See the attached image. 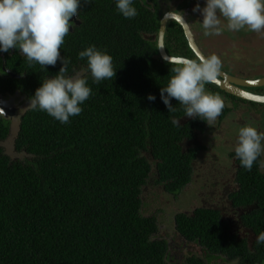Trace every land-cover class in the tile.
I'll list each match as a JSON object with an SVG mask.
<instances>
[{
  "label": "trees",
  "instance_id": "1",
  "mask_svg": "<svg viewBox=\"0 0 264 264\" xmlns=\"http://www.w3.org/2000/svg\"><path fill=\"white\" fill-rule=\"evenodd\" d=\"M88 6L76 37L77 53L63 55L70 61L66 72L71 64L78 69L87 65L78 54L95 45L111 55L116 75L99 83L86 75L92 95L68 124L28 110L14 145L24 158L12 161L0 148V264H166V245L153 237L155 218L142 213L143 192L152 181L171 194L191 182L198 151L185 145L206 122L187 118L175 99L176 110L169 112L160 98L173 65L154 57L157 44L144 38L159 30L151 10L134 1L138 14L126 19L115 0H90ZM164 44L167 51L176 46L170 56L188 57L180 26L168 25ZM39 67H32L33 81L56 75L62 64ZM205 88L230 97L213 84ZM150 94L154 101L148 100ZM230 113L224 104L218 119ZM9 133L0 121V141ZM258 163L259 157L251 171L240 165L245 199L237 195L239 205L264 203V191L256 195L250 184L261 174ZM258 218L264 223V205ZM176 224L189 238L203 240H212L213 227L220 226L215 213L204 210L195 218L180 214Z\"/></svg>",
  "mask_w": 264,
  "mask_h": 264
},
{
  "label": "flooded vegetation",
  "instance_id": "2",
  "mask_svg": "<svg viewBox=\"0 0 264 264\" xmlns=\"http://www.w3.org/2000/svg\"><path fill=\"white\" fill-rule=\"evenodd\" d=\"M134 1L139 2L142 7H146L157 16L159 23L158 32L150 34L149 36L144 35L146 40L157 44L158 52L154 57L159 55L158 39L162 21L167 18L165 34L168 25H171L174 29L177 25L180 26L175 19L166 15V13L175 9L183 13L182 19L186 23L191 24L189 29L192 33L195 44L202 55H218L222 62L220 73L242 80H258L264 78V31L259 33L251 32L247 29L229 31L225 27L221 35L206 37L203 35V30L200 26V22H202L203 19L202 15L199 12H193V8L197 3H199L201 8L204 7L205 0ZM89 8L88 3H84V0H81V5L78 9V16L72 17L71 22L73 25L69 29L70 33L65 37L64 44L61 46L60 53L62 56L67 53H77L76 37L78 36V33H80L78 31L83 29L85 25L86 17H84V15L86 11L89 13ZM221 19L222 23L226 24V21H224L223 18ZM180 27L183 30L184 37L188 44L186 56L190 59H196L197 55L190 47L183 27ZM261 38H263V42L257 44ZM175 47L176 46H172L169 51H167L164 44V49L167 54L176 52V49H174ZM38 65L39 64L35 62L30 65L19 50L12 49L7 53H0V103L2 104L3 110V112H0V121L4 120L10 131L8 137L5 140L0 141V148H3L2 143L9 141L8 139L11 133H13L14 128L20 124L22 116L31 109L28 107V104L31 97L34 95L35 90L43 81L50 78V76L43 74L37 77V81L32 80V67H39ZM86 69L87 65H83V68L78 69L77 66L71 64V72H66L65 75L74 76L77 73H83L86 76L90 74ZM232 70H236L235 76L231 74ZM218 78L220 79L219 76ZM241 88L249 93L264 96V86ZM219 96L223 99L224 104L231 108V113L223 121H220L217 118L212 124L213 127L215 125L214 128L212 125L209 126L206 123L205 128L203 130H196L194 137L185 145V148L192 147L194 150L198 151L196 159L192 163L193 175L191 182L181 192L171 194L152 181L151 185L143 192L142 213L145 217L155 218L157 230L154 232L153 237L157 242H163L166 245L164 255L166 264H264V245H258L256 242L258 235L261 232H264V226H262L263 222L258 218V214L262 211V205H264V203L257 200L254 204L239 205L235 202L237 195L242 199L245 198L241 195V184L238 180L240 161L235 156L234 152L240 127L246 125L253 126L257 128L259 132H264V127H262V125H257L255 119V114H258L259 112H263L264 114V109H262L264 108V105L259 104V106L254 107L246 103L247 101L244 102L242 100L243 102H241L232 98L231 95V98L227 96ZM9 102L14 104V108H16L17 111L13 117L5 118L3 115L5 105L10 108L13 106L9 104ZM243 105L246 107L245 111L242 110ZM252 109H254L255 113ZM5 112L9 113L11 110H5ZM239 112L242 115V124L234 123V120H230L232 115L239 114ZM191 119L192 118H190V120ZM225 125H227L226 127L229 129H225ZM215 128L222 131L219 138L215 139L219 144L217 145L213 143L205 145V141L213 137L211 132ZM16 137L17 135L14 137V145ZM14 151L17 154H20V159L26 156L24 153L18 152L15 147ZM203 153L211 163L215 165L221 163L224 166H229V178L222 183H215L217 186L216 190L219 191L217 194L222 193L224 195L222 202L210 199L208 196H205V198H199V195L201 196V194L196 197H194L193 194H190V196L183 195L188 189L187 187L194 182V165L200 160V156ZM16 160L12 159V161ZM257 169L261 174L259 176L254 175L252 177L253 181L250 182L251 187L253 188V193L256 195L259 194L258 192L261 193L264 191L259 190L260 187L264 188V184L262 186L258 185L259 180H264V154L259 157ZM145 193L150 195L152 199H150L149 196H146L145 200ZM164 196L166 197L164 198ZM161 197L167 203L174 204L175 211L166 213V210L163 207L151 211L149 205L154 206V204L157 203L156 200H158L159 204ZM144 209H146V211H144ZM202 210L214 212L215 219L218 224H220V226L217 225V228L213 227L214 232L210 233L212 240H203L201 237L189 238V236L179 231L178 225L176 224V217L180 214L195 218ZM172 221L174 223V231L170 237H167L164 234V228ZM207 230L211 231L210 228H207ZM222 233H225V235H222Z\"/></svg>",
  "mask_w": 264,
  "mask_h": 264
},
{
  "label": "clouds",
  "instance_id": "3",
  "mask_svg": "<svg viewBox=\"0 0 264 264\" xmlns=\"http://www.w3.org/2000/svg\"><path fill=\"white\" fill-rule=\"evenodd\" d=\"M133 3L134 0H115V8L124 18L132 19L138 14ZM80 5L81 0H0V53L19 50L30 65L35 62L44 70L46 66L54 67L57 61L62 64L56 75L40 84L28 104L32 110L44 111L61 124H68L70 117L79 115L83 110L81 105L92 95L83 73L65 75L70 61L60 53ZM193 12L202 15L200 26L206 37L221 35L225 27L229 31H264V0H205V6L201 8L197 3ZM166 15L183 17L175 9ZM183 26L187 29L191 24L184 22ZM160 49H163L162 37ZM78 58L87 59L86 71L90 72L93 83L116 75L111 55L95 45L80 51ZM164 59L173 65L167 85L160 89V98L168 111L176 110L171 103L175 99L187 118H198L211 126L224 109L223 99L205 88L206 84L218 82L222 68L218 55L197 54L196 59L165 56ZM147 98L156 99L151 94ZM234 152L241 167L251 171L254 162L264 154V132L253 126L240 127ZM256 242L264 245V232Z\"/></svg>",
  "mask_w": 264,
  "mask_h": 264
},
{
  "label": "rangeland",
  "instance_id": "4",
  "mask_svg": "<svg viewBox=\"0 0 264 264\" xmlns=\"http://www.w3.org/2000/svg\"><path fill=\"white\" fill-rule=\"evenodd\" d=\"M263 42V38H261L257 44ZM231 74L233 76H235L236 74V70H232ZM245 106H242V110L245 111ZM264 109V108H262ZM240 110V111H242ZM252 111L254 112V109H252ZM255 113V112H254ZM253 113V114H254ZM260 113V112H259ZM255 114V119L257 121V125H262V127H264V114L263 112H261L260 114ZM230 120H234V123H239L242 124V115L240 114H234L230 117ZM252 122V121H251ZM228 125V123H227ZM225 125V129H229L227 128ZM213 127V125H212ZM215 127V125H214ZM213 127V128H214ZM19 125L16 126L13 130V133H11L10 137H9V141L2 143L3 146V150L4 152L9 155L12 159L16 160V159H20V154L15 153L14 151V137L17 135ZM215 128L211 134L213 135V137L209 138L208 140L205 141V145L208 144H219L215 141V139L219 138V135L222 134V131L219 129ZM234 141V140H233ZM214 162V161H212ZM218 165H215L213 163L210 162V160L205 157L204 153L200 156V160L197 161L194 165V171H195V178H194V182H192L189 187H187L188 189L184 192L183 195H189L193 194L194 197H196L197 195L201 194V196L199 195V198H205V196H208L210 199H214V200H218L220 202L223 201V194L219 193L217 194L219 191L216 190L217 186L215 183H222L223 181H226L229 178V166H224L221 163H217ZM146 196H149L150 199H152V197L148 194L144 195V198L146 200ZM166 196H164L165 198ZM157 203L154 204V206L149 205V209H151V211L158 209L159 207H163L166 210V213H169L170 211H175L174 208V204L171 203H167L162 197L160 198V202L158 204V200H156ZM149 203V202H148ZM144 211H146V209H144ZM165 213V214H166ZM172 220V218H171ZM174 223L173 221L166 225V227L164 228V234L167 237H170L174 231L173 229Z\"/></svg>",
  "mask_w": 264,
  "mask_h": 264
},
{
  "label": "water",
  "instance_id": "5",
  "mask_svg": "<svg viewBox=\"0 0 264 264\" xmlns=\"http://www.w3.org/2000/svg\"><path fill=\"white\" fill-rule=\"evenodd\" d=\"M166 19L167 18H165L161 23V27H160V31H159L160 35H159V39H158L159 55L161 56L163 61H165V59H164L165 56L172 57L169 54H167L165 49H164V34H165V27H166ZM173 19H175L179 23V25L183 27L186 38L190 44V47L195 52V54L196 55L199 54L200 56H203L195 44V41H194V38L192 36L190 29L189 28L186 29L183 26L185 21L178 18V17H173ZM161 37H162L163 49H160L161 48ZM172 58H174V57H172ZM219 77H220V79L218 78V82L212 83V84L219 87V89L221 91H223V92H225L231 96H234L238 99H241L243 101L264 105V96L249 93L248 91H245L241 88V87H249V88L250 87H263L264 86V78L258 79V80H242V79L232 78L231 76L229 77L228 75L223 74V73H220ZM9 104H11V103L9 102ZM11 105H13L11 108L7 107L5 105L4 114H3L5 116V118L13 117L16 114L17 109L14 108V104H11ZM5 110H7V111L11 110V112L8 113V112H5ZM0 112H3L1 103H0Z\"/></svg>",
  "mask_w": 264,
  "mask_h": 264
}]
</instances>
